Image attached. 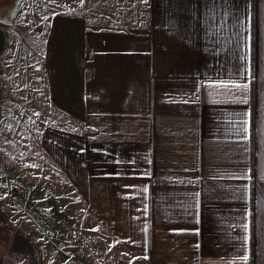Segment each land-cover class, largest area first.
I'll return each instance as SVG.
<instances>
[{
	"label": "crops",
	"instance_id": "0c3cea01",
	"mask_svg": "<svg viewBox=\"0 0 264 264\" xmlns=\"http://www.w3.org/2000/svg\"><path fill=\"white\" fill-rule=\"evenodd\" d=\"M52 23L76 130L46 141L91 223L137 264H264V0H55Z\"/></svg>",
	"mask_w": 264,
	"mask_h": 264
},
{
	"label": "rangeland",
	"instance_id": "374dc122",
	"mask_svg": "<svg viewBox=\"0 0 264 264\" xmlns=\"http://www.w3.org/2000/svg\"><path fill=\"white\" fill-rule=\"evenodd\" d=\"M54 14L55 0H0V242L15 228L34 241L39 264H137L91 223L49 154L52 131L76 130L49 100Z\"/></svg>",
	"mask_w": 264,
	"mask_h": 264
},
{
	"label": "water",
	"instance_id": "95a60500",
	"mask_svg": "<svg viewBox=\"0 0 264 264\" xmlns=\"http://www.w3.org/2000/svg\"><path fill=\"white\" fill-rule=\"evenodd\" d=\"M7 44L6 31L0 27V56ZM8 255L15 264H38L37 247L29 235L22 230H16L8 247Z\"/></svg>",
	"mask_w": 264,
	"mask_h": 264
}]
</instances>
